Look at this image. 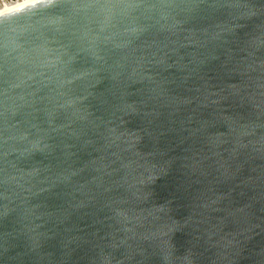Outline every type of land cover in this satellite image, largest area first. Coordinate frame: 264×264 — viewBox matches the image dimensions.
Returning a JSON list of instances; mask_svg holds the SVG:
<instances>
[{
    "label": "water",
    "instance_id": "95a60500",
    "mask_svg": "<svg viewBox=\"0 0 264 264\" xmlns=\"http://www.w3.org/2000/svg\"><path fill=\"white\" fill-rule=\"evenodd\" d=\"M0 264H264V0L0 16Z\"/></svg>",
    "mask_w": 264,
    "mask_h": 264
},
{
    "label": "clouds",
    "instance_id": "9594fccd",
    "mask_svg": "<svg viewBox=\"0 0 264 264\" xmlns=\"http://www.w3.org/2000/svg\"><path fill=\"white\" fill-rule=\"evenodd\" d=\"M35 3L36 0H0V16L7 15L10 10L14 12L16 9H20V12H23L33 8Z\"/></svg>",
    "mask_w": 264,
    "mask_h": 264
},
{
    "label": "snow or ice",
    "instance_id": "6c2138e0",
    "mask_svg": "<svg viewBox=\"0 0 264 264\" xmlns=\"http://www.w3.org/2000/svg\"><path fill=\"white\" fill-rule=\"evenodd\" d=\"M35 5H33L34 7ZM20 12V9H16L14 12L13 11H9V13L7 15H13V14H16V13H19Z\"/></svg>",
    "mask_w": 264,
    "mask_h": 264
},
{
    "label": "bare ground",
    "instance_id": "6f19581e",
    "mask_svg": "<svg viewBox=\"0 0 264 264\" xmlns=\"http://www.w3.org/2000/svg\"><path fill=\"white\" fill-rule=\"evenodd\" d=\"M40 1H43V0H36V3H37V2H40Z\"/></svg>",
    "mask_w": 264,
    "mask_h": 264
}]
</instances>
